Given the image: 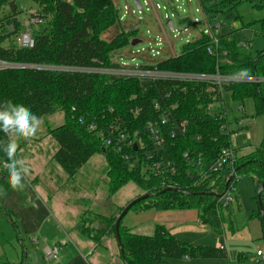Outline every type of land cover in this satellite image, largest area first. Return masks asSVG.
Masks as SVG:
<instances>
[{
	"label": "trees",
	"instance_id": "trees-1",
	"mask_svg": "<svg viewBox=\"0 0 264 264\" xmlns=\"http://www.w3.org/2000/svg\"><path fill=\"white\" fill-rule=\"evenodd\" d=\"M17 1L0 0V11L10 8L12 12L5 19L8 35H0V60L27 67L0 71V104L5 101L23 104L40 119L59 113L64 115L65 123L52 130L51 135L58 145L55 160L70 178L75 177L94 156L102 155L113 180L111 194L133 182L150 195L129 212L196 210L201 223L210 227L217 236H222L219 201L235 177L250 176L255 181L257 193L262 187L264 134L259 147L248 155L237 157L234 171L205 175L198 167L199 162L212 163L223 150L233 149L227 118L224 114H212L209 108L223 103L224 95L230 94L231 99L242 107L245 101L252 100L255 116L264 118V82L221 85L213 82H153L39 69L117 68L115 53L139 38V28L121 29L119 35L108 42L103 35L120 24L122 18L114 0H29L38 6L32 15L46 23V28L33 37V48H8L6 40L24 30L18 18ZM243 1L258 11L264 10V0ZM201 2L204 6V0ZM252 26H259L264 39V18L247 28ZM237 32L238 29H229V34L220 38L214 55L209 53L212 36L202 33L198 40L184 48L181 56L159 62L156 67L174 73L264 78V50L256 55L240 52ZM241 72H246V75H241ZM167 95H170L169 99ZM156 102L172 110L168 125L162 128L163 154L176 164L178 173L165 179L144 170V154L152 150L145 128L150 122L161 121L162 112L155 110ZM181 121L188 123L185 134L173 136ZM93 124L100 128L119 124L131 138L142 141L145 147L134 152L140 160L138 166L131 168L119 154L105 148L100 137L90 132L89 127ZM6 140L7 137L0 132V141ZM185 154L188 158L184 157ZM6 159L0 150V161L4 164ZM7 178V171L2 169L0 197L11 188ZM163 183L173 187H166ZM262 202L264 206V189ZM123 210L120 209V215ZM259 216L264 225L261 212ZM100 219L105 229L95 231V237L89 230L81 226L77 228L95 244L112 234L116 238L118 217ZM122 222L119 234L124 264H168V260L184 258L227 259L224 248L183 243L165 226L158 225L153 237H145L132 234L122 226Z\"/></svg>",
	"mask_w": 264,
	"mask_h": 264
},
{
	"label": "rangeland",
	"instance_id": "rangeland-1",
	"mask_svg": "<svg viewBox=\"0 0 264 264\" xmlns=\"http://www.w3.org/2000/svg\"><path fill=\"white\" fill-rule=\"evenodd\" d=\"M114 1L124 16L118 25L120 31L138 26L137 40L141 42L115 53V60L119 64L152 65L155 61L173 58L171 50L176 56H181L189 44L187 41L195 42L206 30L205 15L197 13L200 5L194 0H152L153 5L162 7L157 12L147 7L145 0H139L143 6L142 12L136 9L133 0ZM16 5L20 12L18 18L24 25L22 32H25L26 21L33 17L35 12L32 11L38 10V6L29 0H18ZM204 6L209 21L221 26L220 30L214 32L216 37L225 36L232 25L238 29L236 39L240 52L256 55L264 50L259 26L247 28L264 18V10L258 11L243 0H204ZM163 7L167 10H163ZM172 14H176L177 18H173ZM11 15L10 8L0 11V35H8L9 27L5 19ZM182 18H188L189 22H181ZM171 20L175 32H171L167 26ZM196 20L201 24H192ZM46 25H32L29 32H33L35 37ZM118 26L111 32L118 33ZM243 27L246 28L241 30ZM186 29L188 31L184 32ZM162 31H165L166 38L158 46L159 33ZM18 35L10 36L5 46L17 47ZM243 44H247L248 48H244ZM157 52H160L159 56H156ZM241 108L242 105L234 102L230 94H225L223 106H211L209 110L214 114L224 112L227 115L237 157L245 156L243 147H259L264 134V118L255 116L254 102L247 100L243 104V111ZM241 117L250 120L248 131L238 126L236 119ZM41 121L34 138L17 140V157L25 159L30 168V174L23 181V189L16 191L10 188L0 197V264H124L113 234L95 244L77 228L81 226L95 237V231L105 229L101 217L119 218L121 208L125 209L146 193L130 182L116 194H111L113 180L102 155L94 156L75 177L70 178L55 160L58 145L51 135L52 130L65 123L64 115L55 114ZM248 133L250 139H247ZM2 169L6 170L0 161V171ZM233 197L235 202L228 207L220 205L222 236L216 237L210 229L212 240L216 242L219 239L225 246L228 259L209 262L255 264L257 250H264V225L259 216L255 181L250 176H242L236 184ZM48 248L51 252L57 249L58 254L51 257L46 251ZM260 264H264V261Z\"/></svg>",
	"mask_w": 264,
	"mask_h": 264
},
{
	"label": "built area",
	"instance_id": "built-area-1",
	"mask_svg": "<svg viewBox=\"0 0 264 264\" xmlns=\"http://www.w3.org/2000/svg\"><path fill=\"white\" fill-rule=\"evenodd\" d=\"M171 2L172 0H168ZM199 3L200 9H197V13H203L205 15V25L206 30L203 32L204 34L212 36L211 46L209 48V53L211 55L217 54V50L220 45V37H216L214 32L220 30V25H213V21H209L207 17L206 8L203 6L201 0H194ZM140 2V1H139ZM141 4V3H140ZM145 5L150 7L154 12L160 11L162 9L159 5H153L152 0H145ZM127 15H129V9ZM143 6L141 4L142 12ZM163 10H167L166 7H163ZM134 14V13H133ZM173 18H177L176 14H172ZM169 19V16H166ZM124 20V16H122L121 21ZM172 21V20H171ZM181 22H189L188 18L180 19ZM173 22V21H172ZM42 20L37 17H32L28 24L25 25V32H22L18 35L17 45L20 48L31 49L35 45V40L29 32V27L32 25H41ZM192 24L199 25L201 22L196 20L195 23ZM230 26V25H229ZM230 30H235V26H230ZM186 29L184 32H187ZM175 32V26L173 23V31ZM202 34V33H201ZM165 31L159 33L157 45H161L165 41ZM167 43L170 42L167 40ZM187 43H190L187 41ZM244 48H248L247 44L242 45ZM173 58L176 57L175 52L171 50ZM160 52L156 53V56H159ZM159 61H155L154 64L148 66H128L124 64H119L117 68L112 69H104V68H65V67H38L39 69L44 70H53V71H61V72H71V73H88V74H99V75H109L115 78H125V79H139V80H150L153 82H184V83H199V82H213L219 85L228 84V83H261L264 82V78L257 77H239V76H208L202 74H192V73H174V72H166L159 70L156 65ZM27 66L18 65L9 63L6 61L0 60V71L9 70V69H21ZM36 68V67H34ZM166 98H170V95H167ZM223 103L215 104L218 107L223 106ZM213 105V106H215ZM211 108V107H210ZM209 108V110H210ZM155 110L161 113V121L156 123H148L145 130L151 142L150 151L144 154V170L149 172L155 177L160 178H170L174 177L178 173V168L176 164L172 161L166 159L163 154L164 150V136L162 128L168 125L172 110L169 106L163 105L162 103H155ZM214 114V113H212ZM215 114H224V112L215 113ZM187 121H181L177 124V131H174L172 134L176 136L178 134H185L187 129ZM90 132H94L100 137L101 142L103 143L105 148L111 149L115 153L119 154L124 161H126L131 168H136L139 164V159L134 156V152H138L140 148H144V144L142 141H139L136 138H131L127 135L123 127L119 124L109 125L107 127H98L93 124L89 127ZM185 158H188V155H184ZM237 160V155L233 149H225L221 152L219 157L212 163H198L199 169L204 171L205 175L219 173L223 171H234L235 162ZM4 165V164H3ZM234 174L231 176V178ZM240 178L238 176L235 177V181L230 184L228 190L224 194V196L220 199L219 204H223L225 207H228L231 203L235 202L233 197V193L236 191V184ZM166 187H173L168 185V183H163ZM51 257H55L58 254V250L56 249L54 252L48 251ZM264 261V250H258L256 253V263L260 264V262Z\"/></svg>",
	"mask_w": 264,
	"mask_h": 264
},
{
	"label": "crops",
	"instance_id": "crops-1",
	"mask_svg": "<svg viewBox=\"0 0 264 264\" xmlns=\"http://www.w3.org/2000/svg\"><path fill=\"white\" fill-rule=\"evenodd\" d=\"M36 11L37 10H34L32 12H36ZM28 22L29 21H26L25 25H27ZM31 27L32 26L29 27V31H31L30 30ZM114 28H112L106 34H104L103 39H105L108 42L115 39L120 33V27L118 29V33L111 32ZM31 34H33V32ZM228 34L229 32L226 35ZM241 110L243 111L244 108L242 107ZM225 117L227 118L226 114ZM249 121L250 120L247 117H241L240 119H236L238 126L240 128L242 127L247 131L249 129V124H248ZM247 139H250V133L247 134ZM255 149L253 148L251 149L250 147L249 148L243 147L244 150L243 155H248L251 152H253ZM233 150L235 151L234 147ZM236 200L238 202L239 198L237 197ZM158 225L165 226L177 240L183 243L197 245V246L213 247L218 249L224 248L227 253V259H228V252L225 246L220 243L219 239L216 242L212 240V236H211L212 232H210L211 228L201 223L199 218V213L196 210H172V211L148 210L145 212H129L122 222V226L125 229L129 230L132 234L138 236H145V237H153ZM231 231L233 232L234 230L231 229ZM216 237L219 238L220 236L216 235ZM212 243L215 246H213ZM258 250H262V249H258ZM46 251H49V248L46 249ZM227 259H211V260H201V259L192 260L188 258H184L181 260L171 259L168 260V264H213L209 261L227 260Z\"/></svg>",
	"mask_w": 264,
	"mask_h": 264
},
{
	"label": "clouds",
	"instance_id": "clouds-1",
	"mask_svg": "<svg viewBox=\"0 0 264 264\" xmlns=\"http://www.w3.org/2000/svg\"><path fill=\"white\" fill-rule=\"evenodd\" d=\"M241 75H246V72H241ZM41 124V119L23 104L12 101L0 104V132L7 137L6 142L0 141V150L7 157L3 167L7 170L8 184L13 190H22L23 181L30 174L26 160L17 157V140L34 138Z\"/></svg>",
	"mask_w": 264,
	"mask_h": 264
},
{
	"label": "water",
	"instance_id": "water-1",
	"mask_svg": "<svg viewBox=\"0 0 264 264\" xmlns=\"http://www.w3.org/2000/svg\"><path fill=\"white\" fill-rule=\"evenodd\" d=\"M134 2V5L136 7L137 10H141V4L139 2V0H133ZM167 26L168 28L170 29V31L172 32L173 31V22L172 21H168L167 23ZM141 42L139 40H134L131 44V46H136L138 44H140ZM263 189H264V182L262 184V187L261 189L258 191L257 193V196H258V203H259V208H260V212H261V215L262 217H264V206H263V202H262V192H263ZM148 197H150V195H144L138 199H136L135 201H133L132 203H130L125 209L124 211L121 213V215L119 216L118 220H117V223H116V240H117V243L119 245V248H120V252L121 254H123V249H122V245H121V239H120V234H119V228H120V225H121V222L122 220L126 217V215L129 213L130 209L136 205L137 203L141 202L142 200H145L147 199Z\"/></svg>",
	"mask_w": 264,
	"mask_h": 264
}]
</instances>
